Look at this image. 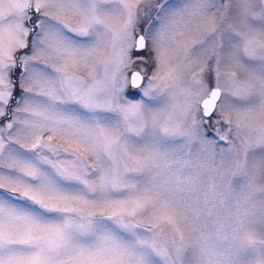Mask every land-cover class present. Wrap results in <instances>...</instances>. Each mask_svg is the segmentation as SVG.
Wrapping results in <instances>:
<instances>
[{
  "label": "snow or ice",
  "instance_id": "1",
  "mask_svg": "<svg viewBox=\"0 0 264 264\" xmlns=\"http://www.w3.org/2000/svg\"><path fill=\"white\" fill-rule=\"evenodd\" d=\"M0 264H264V0H0Z\"/></svg>",
  "mask_w": 264,
  "mask_h": 264
}]
</instances>
